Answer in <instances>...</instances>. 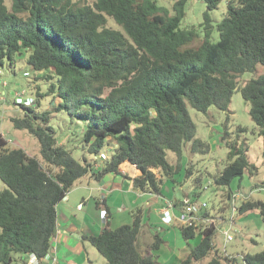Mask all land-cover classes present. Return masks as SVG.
<instances>
[{
	"label": "trees",
	"instance_id": "trees-1",
	"mask_svg": "<svg viewBox=\"0 0 264 264\" xmlns=\"http://www.w3.org/2000/svg\"><path fill=\"white\" fill-rule=\"evenodd\" d=\"M201 1L208 7L204 38L194 45L196 29L181 27L187 0L175 3L174 15L157 0H94L83 6L73 0H12L10 9L0 0V71L28 53L34 71L50 73L45 80L58 99L57 111L79 122L84 149L98 158L76 160L59 143L50 111L39 112V101L20 105L23 114L12 119L14 127L38 139L48 169L24 149L9 148L0 135V179L6 185L0 191V264H27L31 254L40 260L49 254L58 205L86 175L97 181L120 175L135 191L162 195L164 178L176 171L167 151L179 160L187 143L193 152H209V145L196 139L189 106L200 112L210 107L228 111L240 91L264 143V75L242 88L238 82L243 73L264 66V0ZM222 1L228 9L214 43L210 11ZM110 19L119 29L108 26ZM106 147L113 153L102 160ZM228 147L230 163L214 179L220 188L252 168L237 140ZM254 210L264 222V201L243 202L239 214ZM132 215V224L115 229L108 216L98 235L84 237L107 264H157L154 252L164 240L156 236L151 249L142 253L138 238L143 211ZM216 231L214 225L204 230L181 226L184 241L200 238L179 264H195L211 255L207 264H234L236 259H223L216 250ZM243 260L264 264V250Z\"/></svg>",
	"mask_w": 264,
	"mask_h": 264
},
{
	"label": "rangeland",
	"instance_id": "rangeland-1",
	"mask_svg": "<svg viewBox=\"0 0 264 264\" xmlns=\"http://www.w3.org/2000/svg\"><path fill=\"white\" fill-rule=\"evenodd\" d=\"M179 0H157L158 4L165 7L170 15H174V5ZM76 6L93 4L94 0H73ZM10 9L12 0H5ZM227 1H222L219 6L210 11L213 25L211 41L219 40L217 25L226 15ZM208 12L206 3L201 0H187L186 16L181 27L196 29L198 33L194 45H198L204 38L203 23L204 13ZM109 27L119 29L114 20H109ZM28 53L16 57L13 67L6 65L0 71V135L8 142L11 149L22 148L28 155L40 160L42 167L48 166L43 161L40 153L38 139L27 130L14 127L13 118L21 117L22 107L16 103L17 96L29 99L26 106L36 105L39 112L50 111L53 114L51 123L60 144L73 152L76 160L84 162V157L94 162L95 158L83 147V127L79 122L70 117L66 112H58V99L49 93L50 81L45 80L49 72L34 71L27 63ZM264 75V66L259 65L255 72H245L238 79L239 88H242L251 79ZM251 105L240 91L233 97L228 111L210 107L206 112H200L189 106V112L196 125V139L209 145V152L202 154L193 152L192 143H187L183 149V156L179 160L175 153L167 151V160L175 168V173L165 177L162 184V197H151L147 205L142 200L141 209L146 211L143 220L148 221L151 211L153 220L148 221V232H141L138 246L145 253L159 236L164 240L160 249L155 251L157 264H179L194 248L200 236L186 242L183 240L177 227H166L159 223L157 213L165 206L166 201L183 200L189 197L196 204L206 203L207 207L197 211L196 215H204L210 221L198 222L199 229L204 230L209 226H216L214 244L223 259H236L234 264H245L243 257L247 254H256L264 250V222L258 210L246 215L239 214V207L243 202L264 201V143L259 135L258 128L250 116ZM244 130V131H243ZM237 140L246 149L247 157L252 168L247 170L240 178H235L229 187L220 188L215 185L214 179L230 163L228 159V143ZM102 153L110 157L113 153L106 147ZM101 167L102 163L97 161ZM82 182V181H80ZM6 185L0 179V191ZM84 195V194H83ZM234 198L233 196H237ZM80 199L81 192L73 193L72 198ZM178 202V201H177ZM233 207L237 211H233ZM150 210V211H149ZM133 221V220H132ZM1 232V231H0ZM231 236L232 239H228ZM92 264H107L106 259L91 245L86 243ZM213 255L195 264H207ZM223 264H229L223 261Z\"/></svg>",
	"mask_w": 264,
	"mask_h": 264
},
{
	"label": "crops",
	"instance_id": "crops-1",
	"mask_svg": "<svg viewBox=\"0 0 264 264\" xmlns=\"http://www.w3.org/2000/svg\"><path fill=\"white\" fill-rule=\"evenodd\" d=\"M77 192H81L82 197L72 198L73 193ZM156 196L162 197L163 193L157 195L135 191L131 182L120 175L109 174L101 181L95 180L91 175L80 178L58 205L57 233L52 239L50 257L44 259L41 264H92L86 244L88 241L84 237L98 235L104 228L108 216L111 218L113 229L132 224V214L135 210L141 209L142 200L148 205L149 199ZM171 201L181 202L178 199ZM81 204L83 206L79 208ZM162 208L160 205L157 213L159 223L180 230L181 224L178 219L175 218L171 224L162 220ZM102 210L107 212L105 218H101ZM142 211L145 216L146 211ZM175 214L178 216L179 210H176ZM153 218L150 211L148 221H152ZM147 222L143 220L141 232L149 233Z\"/></svg>",
	"mask_w": 264,
	"mask_h": 264
},
{
	"label": "built area",
	"instance_id": "built-area-1",
	"mask_svg": "<svg viewBox=\"0 0 264 264\" xmlns=\"http://www.w3.org/2000/svg\"><path fill=\"white\" fill-rule=\"evenodd\" d=\"M29 99H23V97L21 95L17 96L16 98V103L21 105H27ZM108 155H106L105 153H102L100 155V159L102 160H106L108 159ZM98 159L97 157H95V160ZM98 166V165H97ZM99 167V166H98ZM234 198H237V196H233ZM83 206V204L79 205V208H81ZM207 207L206 203L203 204H196V202L192 201L189 197L184 198L179 207H176L175 203L172 201H166L165 206L162 208L161 210V216H162V220L167 223V224H171L174 219H178V221L180 222L181 226H192V225H196L198 222H208L210 221L208 218H206L204 215L201 216H197L196 212L200 211L204 208ZM179 210V214L177 216V214H175V211ZM233 211L236 212L237 208L233 207ZM101 218H105L107 216V212L105 210L101 211ZM228 239H232L231 236L228 237ZM50 255L48 254L44 259L49 258ZM43 259V260H44ZM43 260H40L36 255L31 254L28 259H27V264H41V262Z\"/></svg>",
	"mask_w": 264,
	"mask_h": 264
}]
</instances>
